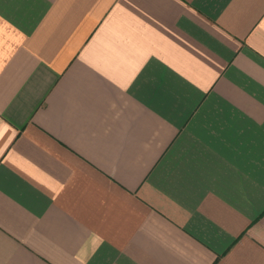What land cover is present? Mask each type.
<instances>
[{
    "label": "crops",
    "instance_id": "0c3cea01",
    "mask_svg": "<svg viewBox=\"0 0 264 264\" xmlns=\"http://www.w3.org/2000/svg\"><path fill=\"white\" fill-rule=\"evenodd\" d=\"M0 264H264V0H0Z\"/></svg>",
    "mask_w": 264,
    "mask_h": 264
}]
</instances>
